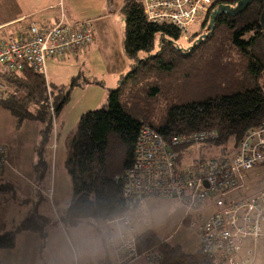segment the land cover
I'll use <instances>...</instances> for the list:
<instances>
[{"label": "trees", "instance_id": "trees-1", "mask_svg": "<svg viewBox=\"0 0 264 264\" xmlns=\"http://www.w3.org/2000/svg\"><path fill=\"white\" fill-rule=\"evenodd\" d=\"M240 1L212 0L209 10L198 19L200 30L194 35L191 32L190 48L179 44L182 33L173 24L147 18L143 0L122 1L124 53L132 61V68L119 79L117 88L109 91L107 109L87 112L79 120L65 162L72 196L64 205L67 212L59 221L62 226L76 228L84 220H91L93 226L108 227L111 219L125 216L134 222L130 214L138 212L142 201L126 198L125 181L135 163L136 143L142 126L156 131L177 155L176 171L187 169L195 162H188L187 152L192 146L201 144L175 146L174 138L206 132L215 137L204 143L223 147V152L233 139L235 151L222 157L230 160L245 135L260 128L264 122V0H255L237 16L220 12L213 17L219 7L227 5L234 9ZM63 15L75 27L89 23L91 40L84 47L60 56L83 48L87 51L94 40L91 21H71ZM62 16L53 24H35L53 28ZM142 54L146 58H141ZM73 84H80L79 77L73 79ZM69 96L63 88L50 87L45 70L38 72L28 65L19 71L0 68V107L10 113L17 129H22L25 123L40 125L39 139L34 147L36 184H42L50 172L57 132L55 121ZM6 169H0L1 178ZM3 180L0 191H12L11 184ZM41 193L39 189L33 213L14 231L0 227L1 251L15 248L16 237L22 232L45 236L50 226L55 225L51 218L36 213L44 201ZM165 201L181 204L183 213L179 223L195 230L200 250L187 254L181 246L169 245L148 230L135 237L143 260L147 264L150 261L155 264H215L216 258L201 251L204 224L194 214H185L181 202ZM113 226L108 229L113 230ZM109 230L107 234L101 233L105 237L106 250L112 254L104 264L114 260L108 245ZM125 231L121 234L127 235ZM121 234L112 232L115 239ZM74 264H78L77 261Z\"/></svg>", "mask_w": 264, "mask_h": 264}, {"label": "rangeland", "instance_id": "rangeland-1", "mask_svg": "<svg viewBox=\"0 0 264 264\" xmlns=\"http://www.w3.org/2000/svg\"><path fill=\"white\" fill-rule=\"evenodd\" d=\"M122 1L0 0V25L21 18L22 25L16 30L24 28L23 25H31L33 22L43 25L53 24L52 21L63 13L71 21L89 20L92 23L94 40L87 51L86 48H83L78 52L49 58L45 63L46 78L50 87L63 88L64 91L70 93L67 103L55 121L57 129L56 139L54 137L53 140L55 149L51 153V169L46 179L58 186L54 196L59 208L69 203L72 196L71 181L65 162L81 116L87 112L107 109L109 91L117 88L119 79L130 72L132 68V61L124 53L125 21L124 15L120 11ZM209 2L210 0H198V11H203L201 15L208 11L209 7L207 8L206 5ZM198 19L191 28L192 35L200 30ZM12 31L13 28L7 27L2 34L6 35ZM192 43V41L189 42V35L186 38L185 35L182 36L179 41V44L185 48H190ZM143 57L146 58L145 54L141 55V58ZM78 77L80 84H73V79ZM26 124L28 123H25L22 129H17L10 113L0 108V145L5 148L8 160L6 172L10 178L9 181L17 190L7 206L0 210V226L6 224L9 230H14L25 215L33 213L34 206L38 202L37 187L30 180L28 172L23 166V163L27 162L31 156V146L38 140L35 131L37 126L35 123H30V127ZM152 131L161 137L153 129ZM234 149L235 141L233 139L229 140L224 152L223 147L202 143L197 147L192 146L186 157L188 162L200 159H218L228 153H233ZM261 169L263 168H257L258 171ZM20 172L21 174H19ZM3 179L0 176V183ZM3 181L8 182L7 180ZM8 195L10 196V194ZM45 195L47 196V193ZM23 200H30V202L23 206L19 205V201ZM48 200H44V204H50L51 201ZM182 213L183 208L180 203L154 199L142 201L139 204L138 212L132 218L139 233L152 230L167 244L181 246L187 254H194L200 250L199 239L194 229L180 225ZM111 220L110 222L117 226L118 219ZM92 223L91 220H84L79 227H76L77 231H75L76 228H74L75 232L69 228L73 233L69 240L64 238L62 243L58 240L55 244H51L57 237V235H53L57 232L55 231L56 227L63 229L57 222L56 225L50 226L52 228L48 232L49 239H43L40 247L38 246L34 250L31 245L20 247L29 239H33L34 244L37 242L34 237L26 240L28 235L22 232L16 237L17 247L2 251L0 264H63L67 257L72 255L69 244L75 247L78 255L84 258L85 263L98 264L97 258L93 255L102 253L103 249L100 242L94 239L95 228ZM134 251L135 258L131 264L139 261L147 264L137 246ZM259 264L264 263L260 261Z\"/></svg>", "mask_w": 264, "mask_h": 264}, {"label": "built area", "instance_id": "built-area-1", "mask_svg": "<svg viewBox=\"0 0 264 264\" xmlns=\"http://www.w3.org/2000/svg\"><path fill=\"white\" fill-rule=\"evenodd\" d=\"M143 1L149 20L171 23L185 38L188 35L190 38L191 28L203 16V11H198V0ZM211 4L212 0L207 8ZM66 19L63 15L53 28L31 24L22 34L0 39V68L19 71L28 65L42 72L48 58L88 44L89 23L75 27ZM214 137L201 132L174 138L173 145H198ZM176 158L161 137L150 127L142 126L135 163L125 181L126 198L133 202L154 199L181 202L185 214H194L204 224L201 251L216 258L215 264H258L264 260V122L258 130L245 135L230 160L200 159L187 169L176 171ZM7 165L5 150L0 145V169ZM258 167L263 169L258 171ZM110 221L109 227L113 226ZM116 223L124 225L127 235L115 239L113 231H109L108 245L114 256L111 264H131L136 250L134 223L127 216Z\"/></svg>", "mask_w": 264, "mask_h": 264}, {"label": "crops", "instance_id": "crops-1", "mask_svg": "<svg viewBox=\"0 0 264 264\" xmlns=\"http://www.w3.org/2000/svg\"><path fill=\"white\" fill-rule=\"evenodd\" d=\"M62 15H60V17H61ZM59 17V18H60ZM59 18H55L53 21H52V23H55ZM20 20H22L21 18H17V19H14V20H12V21H9V22H7V23H4V24H1L0 25V39H5V38H9V37H12V36H15V35H18V34H20L19 32L20 31H23L24 30V28H26L27 26H24L23 25V27L24 28H21L20 30H16L17 29V27H20V25H22V23H20L21 21ZM33 23H37V22H33ZM17 25V26H16ZM7 27H9V28H13V31L12 32H8L6 35L5 34H2V32H3V30L5 29V28H7ZM8 36V37H7ZM1 108V107H0ZM2 109V108H1ZM26 125H28L29 127H30V123H28V124H26ZM34 125V124H33ZM36 126H37V128H36V134L38 135V139H39V130H40V125H38V124H36ZM38 142V140H36L34 143H33V146H31V156H30V158H28V161L27 162H24L23 163V166H24V168H25V170L28 172V176H29V178H30V180L33 182V184L34 185H36V187H37V190H39V189H42V193H43V196H44V200H48L49 202H50V204H44V202H43V204H40V207H39V209L37 208V210H39V211H37L36 213L37 214H41V215H46L47 217H49V218H51V220L52 221H55V225L57 224V222H59V221H61V218L65 215V213L67 212V208L63 205V206H61V208H59V204L55 201V192H56V189H57V185L56 184H52V182L50 183V180H45L42 184H36L35 183V176H34V171H33V163L35 162V158H34V156H35V154H34V147H35V145H36V143ZM51 161H52V159H51ZM31 172V173H30ZM8 172H6V170L4 171V175H3V178L5 179V180H7L10 184H11V186H12V190L13 191H6V192H4V191H0V210L2 209V208H4L5 206H7V204L9 203V201H10V199H11V197H14V195H15V192H17V190H16V188H15V186L13 185V183L12 182H10L9 180H10V178H9V175L7 174ZM19 174H21V172L19 173ZM49 175V174H48ZM48 177V176H47ZM47 179V178H46ZM9 192H11V193H9ZM41 193V194H42ZM45 193H47V196L45 195ZM8 194H10V196L8 195ZM23 201H25V200H23ZM23 201H19V205H21L22 204V206H23V204H26V203H24ZM65 209H64V208ZM43 211V212H42ZM134 215H136V214H130V216L131 217H133ZM27 217V215H25V217L23 218V219H21V221L18 223V225L25 219ZM180 219H181V217H180ZM16 222H18V221H16ZM134 224V230H133V234H134V236L135 237H137L138 235H140L141 233H139L138 232V228L136 227V223L135 222H133ZM18 225H17V227H18ZM61 225V224H60ZM62 226V225H61ZM100 226V225H99ZM96 227V226H94V228H95V232H94V239L96 240V241H99L100 242V244L102 245V249H103V251H102V253H100V254H95V255H93L94 257H96L97 258V260H98V264H104V263H106L107 261H109L108 259L109 258H111L112 257V254L110 253V252H108L107 250H106V248H105V240H104V236H102V232L103 231H105V234H107L108 233V228H109V226L107 227V226H104V225H102V226H100V227ZM0 227H4L5 228V230H7V231H14V230H9V228H8V226L6 225V224H2ZM62 228L63 229H60L59 227H56V230L55 231H57L55 234H53V235H57V237L53 240V242L51 243V244H55L56 243V241H60L61 243L63 242V239L64 238H67L68 240L70 239V235L71 234H73L72 232H71V230H69V228H65L64 226H62ZM113 230L112 231H115V233H117V234H121V232L122 231H125V229L124 228H122L121 226H116V225H114L113 226ZM73 229V231H74V228H72ZM77 229L78 228H76L75 229V231H77ZM74 231V232H75ZM110 231V230H109ZM146 231H148V230H146ZM152 231V230H151ZM145 232V231H144ZM154 232V231H153ZM25 235H28L27 236V238H26V240L28 239V238H30V237H34V238H36L37 239V242L34 244V241H33V239H29L25 244H22L20 247H23L24 245H31V248H32V250H34L36 247H40V245H41V243H42V240L43 239H46V240H48L49 239V237H50V235H49V233L47 234V235H45V236H41L40 234H37V233H30V232H23ZM90 233V232H89ZM125 233H127L126 231H125ZM143 233V232H142ZM154 233H156V232H154ZM78 234V233H77ZM90 235H91V233H90ZM18 237V236H17ZM104 237V238H103ZM101 240V241H100ZM35 245L34 247H33V245ZM70 245V247H71V256H69V257H67V260L66 261H64L63 262V264H74V262L75 261H77V263L78 264H91V263H85V260H84V258L80 255H78V253H77V251H76V249H75V247H73L72 246V244H69ZM15 247H17L16 245H15ZM67 247L69 248V246L67 245ZM2 254H3V252L0 250V258L2 257ZM89 257H92V256H89ZM142 261V260H141ZM134 264H146L145 262H135Z\"/></svg>", "mask_w": 264, "mask_h": 264}, {"label": "water", "instance_id": "water-1", "mask_svg": "<svg viewBox=\"0 0 264 264\" xmlns=\"http://www.w3.org/2000/svg\"><path fill=\"white\" fill-rule=\"evenodd\" d=\"M255 0H241L236 8L232 9L227 5L219 7L215 12L213 17H215L220 12L227 13L231 16H237L243 13ZM264 18V15H263Z\"/></svg>", "mask_w": 264, "mask_h": 264}, {"label": "clouds", "instance_id": "clouds-1", "mask_svg": "<svg viewBox=\"0 0 264 264\" xmlns=\"http://www.w3.org/2000/svg\"><path fill=\"white\" fill-rule=\"evenodd\" d=\"M190 35H191V33H190ZM260 261H262V262L264 263V260H263V259H261ZM260 261H259V263H260ZM259 263H258V264H259Z\"/></svg>", "mask_w": 264, "mask_h": 264}, {"label": "bare ground", "instance_id": "bare-ground-1", "mask_svg": "<svg viewBox=\"0 0 264 264\" xmlns=\"http://www.w3.org/2000/svg\"><path fill=\"white\" fill-rule=\"evenodd\" d=\"M42 26V25H41Z\"/></svg>", "mask_w": 264, "mask_h": 264}, {"label": "flooded vegetation", "instance_id": "flooded-vegetation-1", "mask_svg": "<svg viewBox=\"0 0 264 264\" xmlns=\"http://www.w3.org/2000/svg\"><path fill=\"white\" fill-rule=\"evenodd\" d=\"M213 159V158H212Z\"/></svg>", "mask_w": 264, "mask_h": 264}]
</instances>
